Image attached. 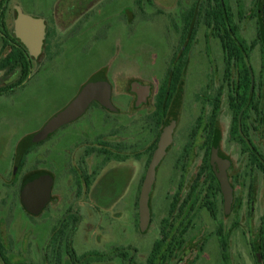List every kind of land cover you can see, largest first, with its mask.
<instances>
[{
    "label": "rangeland",
    "instance_id": "1",
    "mask_svg": "<svg viewBox=\"0 0 264 264\" xmlns=\"http://www.w3.org/2000/svg\"><path fill=\"white\" fill-rule=\"evenodd\" d=\"M66 1L0 3V10L7 11L0 25V91L19 77L5 61L4 37L13 28L16 9L43 17L53 27L43 52L29 55L28 80L11 92H0V264H73L67 245L77 264H147L158 244L155 264L163 254L161 264H261L264 175L250 166L240 145L229 137L228 96L236 70L231 69L227 84L221 42L206 25L210 0H70L71 5ZM231 5L236 15L241 13L239 38L252 46L256 99L264 112L263 0H231ZM71 11L77 19L69 29ZM55 22L60 30L54 28ZM169 72L178 75L177 86L160 129L149 135L156 97ZM93 78L109 86L112 109L93 100L75 122L41 142L32 141ZM247 123L252 142L264 154L263 113L251 112ZM86 125L93 126L99 138L106 131L113 136L124 130L123 144L129 148L124 163L107 164L104 172H110L91 192L82 189L79 178L77 186L70 185L66 164L71 145L81 139L77 129ZM164 128L170 132L169 144L156 169L148 226L140 230L138 196ZM70 132L73 137L63 136ZM206 152L214 177L223 174L231 189L227 211L220 188L212 195L215 217L205 206L210 177L200 171ZM41 176L51 181L49 199L35 210L25 204L23 189Z\"/></svg>",
    "mask_w": 264,
    "mask_h": 264
},
{
    "label": "trees",
    "instance_id": "2",
    "mask_svg": "<svg viewBox=\"0 0 264 264\" xmlns=\"http://www.w3.org/2000/svg\"><path fill=\"white\" fill-rule=\"evenodd\" d=\"M211 7L207 11L205 19L206 25L209 26L213 34L220 40L221 48L225 55L226 67L224 71V81L229 84L231 79V69L236 70V82L232 92L228 96V105L232 112V119L229 129L230 139L236 141L241 148V153L247 155L250 166L257 168L264 175V154L261 153L255 144L252 142L248 118L251 112L255 114H262L264 112L259 108V103L256 99V85L253 69L250 63V56L252 46L241 40L238 35L241 13L236 15L232 9L231 0H210ZM264 4V0H263ZM4 14L0 15V25H4ZM190 24V19L186 20V27L183 29L184 36H187ZM16 46L12 47L11 52L6 54V63L11 66V69L19 71V77L16 82L6 86L2 91H12V89L22 85L30 76L31 60L28 53L19 45V43L12 39ZM187 43L189 41H186ZM186 44L182 52L187 49ZM264 55V47L262 49ZM171 72V71H170ZM169 72L166 80L156 97V110L152 114L153 122L155 123L156 132L160 129L163 120L166 117L169 104L174 95L175 88L178 82V75H172ZM217 115V104L214 105L211 121L209 123V132L207 135V147L209 140L214 135L213 126ZM209 148V147H208ZM191 146L188 145L184 149V156L189 155ZM200 171H204L210 177V184L205 195V206L210 212L211 216H216L217 206L212 195L219 188L218 181L213 175L211 168V159L209 153L206 152ZM200 175V174H198ZM160 245L150 253L147 264H155ZM258 251L261 264H264V216L260 220ZM67 255L73 264H77L75 252L70 245H67ZM223 260H226V255L223 252ZM160 264L165 260V255L160 256Z\"/></svg>",
    "mask_w": 264,
    "mask_h": 264
},
{
    "label": "water",
    "instance_id": "3",
    "mask_svg": "<svg viewBox=\"0 0 264 264\" xmlns=\"http://www.w3.org/2000/svg\"><path fill=\"white\" fill-rule=\"evenodd\" d=\"M15 20L14 33L23 43L31 57H37L45 38V25L43 19L33 18L23 14L19 8ZM109 86L100 78L91 79L79 92V94L61 111L55 114L32 138L37 142L45 139L50 133L63 124L69 123L82 115L91 101L96 100L105 108L112 109L110 103ZM170 132L164 128L157 145V148L148 165L145 177L138 196V224L140 230H145L150 219L149 198L155 178L156 168L159 165L165 150L169 144ZM216 179L222 193L224 208L227 211L231 202V189L223 174H216ZM51 181L41 176L29 182L23 189V199L27 207L35 210L41 209L49 199Z\"/></svg>",
    "mask_w": 264,
    "mask_h": 264
},
{
    "label": "flooded vegetation",
    "instance_id": "4",
    "mask_svg": "<svg viewBox=\"0 0 264 264\" xmlns=\"http://www.w3.org/2000/svg\"><path fill=\"white\" fill-rule=\"evenodd\" d=\"M8 1L9 0H0V3L8 2ZM69 1L70 0H67L66 3H68ZM6 12H7L6 9L2 8L0 10V15L4 14V20H6V16H7ZM71 12L73 13V11H71ZM15 14L16 15H15V18L13 20V28L11 30L7 29V32L5 33V37H4L5 38V48L8 50V53L11 52L12 47L17 45V44H14L12 41V39H15L19 43V45L28 53L26 46L23 43H21V41L16 37V35L14 33L15 20L17 17V12ZM6 23H7V21H6ZM51 29H53V27L51 26L50 22L46 21V35L44 38V47H45L46 38H47L48 33ZM43 50H44V48H43ZM28 55H29V53H28ZM85 83L81 85L76 96L79 94V92L82 90V88L86 85ZM22 85H20V86H22ZM20 86H18V87H20ZM14 89H12V91ZM9 92H11V91H9ZM96 103L99 104V102H96ZM90 104L88 105V107L86 108V110L84 111V113L82 115H80L79 117H77L76 119L73 120L74 122L77 119H79L81 116H83L89 110ZM69 123L71 124L73 122L71 121ZM65 125H68V124L67 123L63 124L59 128H62ZM104 125L108 126L109 124L105 123ZM87 126H89V125H86V128L77 129V130H79L77 132V135H80L81 139H80V141L71 145L70 153L67 154V156H66V158H67L66 164L69 165L70 179H72L70 185L74 184L77 186L78 178H79L82 189L84 191L85 190L87 191V189H89L91 192L92 189L95 188V186L98 187V181L105 178V176H107L108 173L110 172V171L104 172L107 164L109 162H116L118 164L124 163V161H125L124 153L129 148L127 147V145L125 146L123 144L126 140L124 130L115 133L113 136H111L110 132L106 131L102 135L103 137L99 138L100 135L94 136L95 133H93V131H95V129H93V126H89V127H87ZM115 126L119 127V124H117ZM58 129H56V130H58ZM72 132H70L66 135H63V136L65 138L69 139V138L74 136ZM155 132H156L155 123L153 122L150 129H149V135H151L152 133L156 134ZM48 136L46 137V139L48 138ZM62 137H60V138L62 139ZM110 137H119L120 139L122 138L123 141L120 142L121 144H118V143L116 144L114 142V140H109ZM134 137H135V135L133 136V138ZM139 138H138V135H136V139H139ZM43 140H45V139H43ZM129 141L130 140H127V142H129ZM39 142H41V141H39ZM133 147H135V149H136L137 146L134 145ZM97 164H99V165H97ZM64 169H65V166H64ZM77 193H78V191L76 188L75 192L73 193L74 207L77 205V202H78L77 201L78 200L77 199Z\"/></svg>",
    "mask_w": 264,
    "mask_h": 264
},
{
    "label": "crops",
    "instance_id": "5",
    "mask_svg": "<svg viewBox=\"0 0 264 264\" xmlns=\"http://www.w3.org/2000/svg\"><path fill=\"white\" fill-rule=\"evenodd\" d=\"M70 2V1H69ZM72 3H74V2H70V5L72 4ZM51 12H53V10L51 11ZM23 13V12H22ZM23 14H25V13H23ZM52 14V13H51ZM56 14V13H55ZM25 15H28V14H25ZM28 16H31V15H28ZM31 17H33V16H31ZM71 17V16H70ZM33 18H40V19H43V23H44V25H45V35H46V19L45 18H43V17H33ZM60 18V16H58V19ZM76 19H77V15H74V13H72V18H70L69 19V22H68V24H67V26H66V28H69V29H71V27L74 25V23H75V21H76ZM60 20V19H59ZM55 21H56V18H55ZM50 22V21H49ZM59 23L58 22H55V25H54V28L55 29H61L60 28V26L58 25ZM64 29H65V27H64ZM52 30V29H51ZM43 48H44V41H43V44H42V50H41V52H40V54L43 52ZM39 54V55H40ZM38 55V56H39ZM91 79H89L88 81H87V83L90 81ZM86 83V84H87Z\"/></svg>",
    "mask_w": 264,
    "mask_h": 264
}]
</instances>
